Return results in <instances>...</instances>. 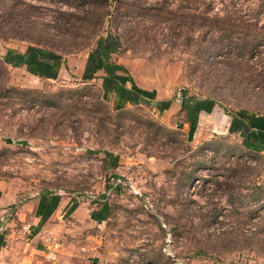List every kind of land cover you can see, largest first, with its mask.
I'll list each match as a JSON object with an SVG mask.
<instances>
[{
	"label": "rangeland",
	"instance_id": "1",
	"mask_svg": "<svg viewBox=\"0 0 264 264\" xmlns=\"http://www.w3.org/2000/svg\"><path fill=\"white\" fill-rule=\"evenodd\" d=\"M261 1L0 0L5 243L36 237L54 264H88L93 253L98 264H264V151L248 148L232 123L264 114V45L244 52L225 38L206 50L219 33L191 29L203 18L190 15L236 7L235 20L264 31ZM155 2L169 12L153 15L145 6ZM118 9L139 17L112 22ZM101 45L127 67L118 74L171 107L160 111L148 97L116 110L105 72L82 73L83 58ZM43 47L63 59L56 78L10 59ZM183 95L210 98L209 110L189 115ZM42 195L45 212L32 223L22 208L35 209L38 198L42 208Z\"/></svg>",
	"mask_w": 264,
	"mask_h": 264
},
{
	"label": "trees",
	"instance_id": "2",
	"mask_svg": "<svg viewBox=\"0 0 264 264\" xmlns=\"http://www.w3.org/2000/svg\"><path fill=\"white\" fill-rule=\"evenodd\" d=\"M64 1H72V0H64ZM122 1H125L128 4H135V0H122ZM148 4L151 5H147L145 7H147L148 9H155L156 11L154 12L153 15H162V13L164 12L159 13L161 9H165L167 12H169L167 5L165 6L157 2L153 4L152 3H148ZM139 5L141 6L140 3ZM263 7H264V0H262L258 4L257 11H261ZM236 9H237L236 7H234L232 10L226 8L224 9L223 13L220 12L210 13L206 8L202 10L203 11L202 13H198V12L190 13L191 16H200L203 18V20L198 23L192 21L191 22L192 28L190 27L191 29L195 28V25H199L200 29L204 30V33L214 32V31H217V33H219L218 39H216L214 42L211 43L207 42V44H205L202 47H205L206 50H208V48H211V45L215 47L217 46L219 47L220 45L223 44L222 41H224L225 38L230 39L231 46L238 49H243L239 51H244V52H247L249 50L251 51L260 44L264 45V31L261 30V26L257 27V22L247 21L245 19L235 20L233 18V10ZM123 15L128 17L130 16L127 20L123 21L125 25L133 23L130 18H135L137 16L139 17V15L135 16L136 14L129 15L127 10L118 9L117 13L110 15L109 18L111 17L110 20H112V22H116L118 19H122ZM103 21H104V16L101 15L100 22L103 23ZM126 27L127 26H124L123 29ZM246 29L250 30L251 32H245ZM110 34L111 33H109L106 36L107 41H109ZM124 34H126V31L117 32L116 36L113 39L117 40L118 37L122 39L124 38ZM131 36H134V33ZM132 41L134 42L137 40L132 39ZM102 45L104 46L105 44ZM102 45L99 46L100 49H97L98 51L95 50L90 52L89 59L91 60L93 66L99 68L101 67L105 70L106 74L104 75L105 77L104 82L107 85V87L114 88L113 91H116L118 93L117 97L119 96L122 100L132 103L147 101L148 97H150L154 105H156L157 108L160 109V111L168 107L170 102L169 100L153 99L154 95L152 91L138 87L133 82V80H131L132 78L130 76L127 77V76H123L122 74H118L115 70L121 69L126 71L125 66H123L122 64H116L113 61H111L108 56L110 51L103 48ZM227 57H231V56L228 55ZM10 59L12 62H14V64L21 62L24 63L27 66V69L30 70L31 72L52 77L55 76L57 73V67L61 62V55L58 54L53 49H48L43 47L41 49L33 48V50H28L23 53H19V52L15 53L13 57H10ZM83 77L84 79H89L93 77V74L85 72ZM262 78L263 76H261V79L257 78L256 82L260 83L263 80ZM127 79H130L131 81V86L129 88L124 86V82ZM209 99L207 98L194 99L183 95V98L180 101V105L183 109L187 110V113L189 115L190 113L192 115H195L196 112L201 108L205 110H209L210 105L207 104V100ZM210 102L212 103L211 100ZM124 107L125 104H122L121 102L119 103V105L115 106V109L121 111L124 109ZM242 116L245 117V119L239 118V116H234L232 123L234 122L241 131L247 132L251 125V123H248L251 120V116L249 114ZM247 120L249 121L247 122ZM191 125H193L192 122Z\"/></svg>",
	"mask_w": 264,
	"mask_h": 264
},
{
	"label": "crops",
	"instance_id": "3",
	"mask_svg": "<svg viewBox=\"0 0 264 264\" xmlns=\"http://www.w3.org/2000/svg\"><path fill=\"white\" fill-rule=\"evenodd\" d=\"M88 59H89V54H87L86 57L83 58V63H82L83 75L85 72L91 73V74H93V76L97 73H102V71L105 72V70L103 68L93 66L91 63V60L90 59L88 60ZM62 62H63V59L61 58V62L59 64V66L57 67V73L58 74L61 71ZM125 68H127V67H125ZM115 71L117 73H119L120 71H124V70L116 69ZM32 73H34V72H32ZM57 73H56V75H57ZM34 74L40 75L37 73H34ZM105 74H106V72H105ZM56 75L52 76V77H48V76H45V77H47V78H54L55 77L56 78ZM104 79H105V77L103 76V80ZM136 85L140 88L148 90L147 88L141 87L138 84H136ZM124 86L127 88L130 87V85L126 82H124ZM149 91H151V90H149ZM154 93L156 94V92H154ZM154 97H155V99H157L156 95H154ZM118 99H119L118 101H120V103L122 102L123 104L126 105V101L122 100L119 96H118ZM171 104L172 103H169L167 108L171 107ZM249 120H247V122ZM248 123H251V125H250V128L247 132L241 131L238 127L236 128V130L240 131L241 136L244 139L243 141L248 148L264 151V114L252 115L251 120ZM37 200L39 203L37 202L38 207L37 206L35 207V209H37L36 213H35V209L33 207L35 202H32V204H28L22 208L23 214L25 213V215L27 214L29 217H31L32 223H36L37 221H39L40 216L45 212V209H46L44 202H43V195H42V202H41L42 208H40V201H39L40 198H38ZM62 205L63 204L59 203L57 205V207H55L53 212L47 217V219L44 222H48V220L52 219L55 215L59 214V212L63 208ZM30 206L32 208H30ZM104 207L108 208V204L105 203ZM31 210H33V212H31ZM77 210H78V207H77V205H75L73 207V215H75L74 213H76ZM28 216L26 217L27 220L29 219ZM41 220H42V218H41ZM6 241L7 240L3 236H0V264L1 263H3V264H54V262H50V260L48 258L47 259L49 261L46 260L45 256H41L42 253H44L46 251H44L43 243L41 241H39L36 237H34L33 239H30V240H26L25 242H23V241L18 242L14 239H12V241H10V242L5 243ZM14 242L17 245H15ZM17 247L19 248V250H21V252L18 253L16 251ZM54 252L55 251L50 252V257H51V254L53 255L52 258H54L56 256V254ZM71 252H72V250H71ZM98 257H99V254H97V253L91 254V258H90L91 262L88 264H98V262H97Z\"/></svg>",
	"mask_w": 264,
	"mask_h": 264
}]
</instances>
